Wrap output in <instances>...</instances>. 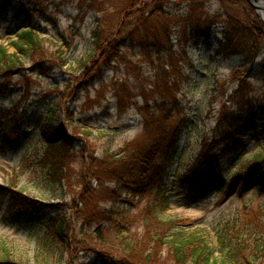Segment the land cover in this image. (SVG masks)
I'll return each instance as SVG.
<instances>
[{"label":"rangeland","instance_id":"1","mask_svg":"<svg viewBox=\"0 0 264 264\" xmlns=\"http://www.w3.org/2000/svg\"><path fill=\"white\" fill-rule=\"evenodd\" d=\"M38 1L39 9L55 22L37 16L40 33L63 47L70 63L46 76L31 72L30 91L24 93V87L16 84L0 97V262L9 250V258L14 261L41 264L37 257L39 232L55 212L67 215L78 228L88 212L112 207L114 180L104 177L102 183L92 178L86 183L83 170L109 161L126 144H142L141 140L147 139L144 134L154 136L162 129L180 130L168 178L172 201L165 218L192 220L186 228L207 230L213 246H217L218 230L240 216V209L257 190L255 186L245 190L239 170L247 160L264 152V147H260L234 157L227 167L220 168L214 185L194 198L190 195L191 180L186 170L199 152L201 139L211 137L222 107L236 102L238 84L232 70L242 65L243 57L217 55L228 15L234 16V12L221 0H196L200 5L194 11L191 0H170L165 10L170 19L173 51L146 47L138 37L122 45L111 68L93 77V68L83 76L81 65L92 52V33L99 26L114 25V30H118L120 13L129 0ZM246 2L264 19V8L256 9ZM17 4L0 15V37L7 46L16 36L18 25L11 24ZM213 20L210 39L200 37L199 33L207 31ZM196 28L200 30L197 33ZM259 46L258 66L264 61V40ZM31 66V62L26 64ZM156 77L176 82L177 88L171 92L180 99L182 107L174 108L175 115L167 121L149 128L147 120H162L164 115L153 107L160 93L169 88L162 86L157 90ZM66 90L64 107L74 111V119L84 130L75 134L68 129L64 107L53 112L50 125L72 138L74 144L64 151L69 180L53 183L47 179L44 163L39 162L45 151L40 127L53 102ZM244 93L256 104H263L264 81L256 76ZM260 190L264 193V185ZM93 250L79 258L92 264L96 257ZM66 260L67 256L57 255L51 262L66 264Z\"/></svg>","mask_w":264,"mask_h":264},{"label":"trees","instance_id":"2","mask_svg":"<svg viewBox=\"0 0 264 264\" xmlns=\"http://www.w3.org/2000/svg\"><path fill=\"white\" fill-rule=\"evenodd\" d=\"M221 1L235 15H228L217 55L223 58L239 55L243 62L232 70L238 84L235 105L222 107L211 137L201 139L199 152L186 170V176L191 180L192 198L214 185L219 179L220 168L227 167L234 157L264 147V103L256 104L244 93V88L256 76L264 81V61L260 66L256 64L259 45L264 40V23L246 1ZM15 2L18 4L11 24L18 25L15 39L7 46L0 37V97L7 95L16 84L24 87V93L30 91L31 72L46 76L70 63L63 47L40 33L37 16L52 24L55 22L39 9L38 0H0V15L10 11ZM190 3L193 11L200 5L196 0ZM169 4L170 0H129L120 13L118 30L115 31L112 25L99 26L93 31L92 52L81 62L83 76H87L92 68L93 77L101 76L118 59L122 45L138 37L143 39L146 47L172 52V31L165 10ZM212 22L214 20L208 24L207 31L199 33L200 37L210 39ZM199 31L196 28L194 32ZM58 34L64 37L60 31ZM164 42L168 45H163ZM28 62L32 63L31 67H26ZM156 78L157 90L162 86L169 88L160 93L153 107L164 116L162 120H147L149 128L167 121L175 115L174 108L182 107L180 99L171 92L177 88L176 82ZM60 94L40 127L45 151L39 162L44 163L47 179L53 183L69 180L64 151L74 145L72 138L50 125L55 109L64 107L68 90ZM63 109L68 116V129L75 134L81 133L84 129L74 119V111ZM144 135L147 139L141 140L142 144H126L114 153V157L111 155L109 161L83 170L82 178L86 183L92 178L102 183L104 177L114 180L111 192L114 205L88 212L78 228L67 215L58 212L51 215L38 236L40 263L55 264L51 262L52 258L60 255L67 256L66 264H88L79 256L94 249L96 257L92 264H264V193L260 190L264 185V152L241 166L238 174L244 176L245 190L253 186L257 190L240 209V216L221 226L217 232V246H213L207 230L189 231L186 228L192 220L165 218L172 201L168 178L180 130L162 129L154 136ZM9 255L7 250V256L0 264H22L10 259Z\"/></svg>","mask_w":264,"mask_h":264},{"label":"water","instance_id":"3","mask_svg":"<svg viewBox=\"0 0 264 264\" xmlns=\"http://www.w3.org/2000/svg\"><path fill=\"white\" fill-rule=\"evenodd\" d=\"M248 1L254 8L258 9V6H261L262 8H264V2L262 0H246ZM257 3V4H254ZM262 21L264 22V19H262Z\"/></svg>","mask_w":264,"mask_h":264}]
</instances>
